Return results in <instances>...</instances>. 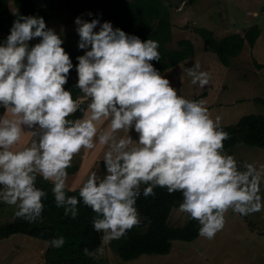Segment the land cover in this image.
Instances as JSON below:
<instances>
[{
	"label": "clouds",
	"instance_id": "1",
	"mask_svg": "<svg viewBox=\"0 0 264 264\" xmlns=\"http://www.w3.org/2000/svg\"><path fill=\"white\" fill-rule=\"evenodd\" d=\"M75 25L79 39L72 42L85 53L76 58L75 99L65 90L72 59L43 17L19 16L0 44V202L14 206L17 218L43 222L47 192L36 186L38 178L52 184L65 217L76 219L82 201L101 234L100 247L83 250L89 257L141 224L137 201L154 197L156 188L181 193L178 211L198 221L199 237L208 240L223 230L229 210L241 216L264 210V164H238L225 152L230 134L221 117H212L205 100L178 94L154 67L157 41L95 18L77 17ZM185 74L201 89L211 80L199 62L183 68L181 79ZM97 148L103 171H92L78 195H68L74 157ZM45 244L59 249L65 239Z\"/></svg>",
	"mask_w": 264,
	"mask_h": 264
},
{
	"label": "rangeland",
	"instance_id": "2",
	"mask_svg": "<svg viewBox=\"0 0 264 264\" xmlns=\"http://www.w3.org/2000/svg\"><path fill=\"white\" fill-rule=\"evenodd\" d=\"M8 1L10 12H16L15 2ZM60 1L37 0L36 5L45 8L52 2ZM160 1H163L168 9L172 23L173 43L168 44V48H177L178 41L183 39L191 40L196 48L195 58L178 65L174 71L168 70L163 74L179 94L189 100L206 101L210 95L215 96L211 99L213 102L206 106L212 105L208 109L213 118L221 117V126L236 124L246 115H264V68L256 69L253 63L256 60L264 64V0ZM71 7H61L57 17L46 23L47 27L54 29L61 38H79L73 25L78 16H83L85 20L103 18V14L98 13L97 4L73 0ZM254 10L258 11V16H253ZM89 12L93 14L91 17L86 15ZM254 25L261 29L255 47L251 48L246 44L244 49H247V52L240 54L232 68L223 67L216 54L207 52L205 42L196 32L198 28H206L220 39L234 33L244 35L246 30ZM74 51L84 52L78 49V44L75 45ZM195 62H199L201 69L211 76L210 83L203 89L192 85L186 74L181 79L183 68H190ZM94 152V155H99L103 153V149H96ZM225 152L233 155L238 164L245 161L257 167L264 164V148L238 144ZM82 156L83 151L74 157V168L82 165ZM99 163H96L97 168L93 167V171L100 169ZM81 177L85 181L87 175L81 174ZM72 182L69 188L71 191L82 185L80 181ZM261 194L264 196V182L261 185ZM16 210L14 206L1 202L0 226L14 220L10 219L9 215ZM225 219L223 230L218 232L214 239L198 237L193 242L174 241L173 249L168 255H143L131 261H124L113 252L109 244L104 246L103 254H97L94 259L98 264H264V210L248 216H241L229 210ZM187 222L188 214L178 211V208L173 210L170 220L172 226L183 227ZM47 248L48 245L43 241L23 234L0 239V264H46Z\"/></svg>",
	"mask_w": 264,
	"mask_h": 264
},
{
	"label": "trees",
	"instance_id": "3",
	"mask_svg": "<svg viewBox=\"0 0 264 264\" xmlns=\"http://www.w3.org/2000/svg\"><path fill=\"white\" fill-rule=\"evenodd\" d=\"M73 0H61L52 2L45 8H39L33 0H15L16 12L9 10V1L0 0V32L7 35L14 21L21 15L43 17L45 22L55 19L61 7L69 8ZM82 3L98 5V13L114 28L122 29L129 35L138 36L142 41L152 39L159 43L158 51L160 61H153L154 67L161 74L168 70L195 58L196 48L191 40L178 41L177 48H168L173 43L172 23L170 14L164 2L160 0H80ZM66 2V3H64ZM96 19V18H95ZM196 32L206 44V51L216 54L219 63L226 68H232L240 54L247 52L246 44L254 48L261 35V29L254 25L246 30V33H234L217 39L213 31L206 28H198ZM0 37V44L6 40ZM65 51L70 55L74 68L70 74H77L75 66L77 57L85 53L74 51V43L62 38ZM39 40L37 39V43ZM35 43L31 44L34 46ZM256 69L262 70L264 64L254 60ZM65 90L72 92L73 98L80 96L79 89L75 87L72 78H69ZM263 101L262 99H258ZM77 117L80 116L78 112ZM223 130L230 134V139L224 141V149L238 144L251 147L264 148V115L250 114L243 116L236 124L222 126ZM98 167L103 171L102 161ZM36 186L47 192V198L42 200L44 204L43 222L28 223L21 218L0 226V239H6L14 235H27L45 243L46 240L63 236L65 244L56 249L48 246L45 260L46 264H98L94 257L84 255V249L94 251L101 246V234L97 233L92 224L95 213L84 206L79 205V214L76 219L65 217L63 208L56 207L52 194V184L38 178ZM78 190V189H77ZM67 191L68 195H78V191ZM155 196L144 198L143 195L137 201V209L140 214L141 224L130 230L125 237L112 241L110 248L121 260L131 261L143 255H168L173 249L174 241L193 242L196 240L199 223L190 219L183 227L170 224L173 210L182 202L181 193L168 194L165 188L154 189Z\"/></svg>",
	"mask_w": 264,
	"mask_h": 264
},
{
	"label": "crops",
	"instance_id": "4",
	"mask_svg": "<svg viewBox=\"0 0 264 264\" xmlns=\"http://www.w3.org/2000/svg\"><path fill=\"white\" fill-rule=\"evenodd\" d=\"M11 2H15V0H10ZM36 4H37V0H33ZM38 5V4H37ZM72 8V7H70ZM12 13V12H11ZM14 13V12H13ZM254 13H258L257 10H254L253 11V14ZM249 15H250V12H249ZM253 16H256V15H253ZM79 17V16H78ZM87 20H89V18H86ZM96 19H99L101 21V24L103 22H108L107 20H104L103 18H96ZM90 21V20H89ZM75 22V20H74ZM74 25V28L76 29V25L75 23L73 24ZM95 31H99V28H97ZM7 37L8 35L3 33V32H0V37ZM74 39H79V38H72L70 39L71 41H73ZM30 43V46L31 44L33 43H37V40H34V41H31L29 42ZM77 45V44H76ZM74 47H75V44H74ZM238 59V58H237ZM178 67V66H177ZM170 70H173L174 71V68L173 69H170ZM69 78H72L73 82L76 84L77 83V74H70V77ZM178 94H179V91H178ZM215 96H212L210 95V98L208 99V101H206V105H209L213 102V99ZM212 105L208 106V108H211ZM3 110L0 109V112H2ZM133 136L135 138V133H133ZM97 149H100L102 150L101 148H97ZM95 152L94 151H89L87 153L83 152V156H82V165L81 166H78L76 168H74L73 166L71 168L68 169V173H69V177H68V181H67V184H68V189L70 188L71 184L73 183L72 181L76 180L77 182H84L83 181V178L81 177V174H84V175H89L93 170L94 168H97L96 167V163L99 161L101 162L102 161V154H99V155H94ZM73 165V164H72ZM94 167V168H93ZM86 179V178H85ZM72 180V181H71ZM76 183V182H75ZM79 189V188H78ZM1 203V202H0ZM2 207H4V205H1ZM10 219H14L15 218V212L11 213L10 215ZM14 217V218H13Z\"/></svg>",
	"mask_w": 264,
	"mask_h": 264
}]
</instances>
